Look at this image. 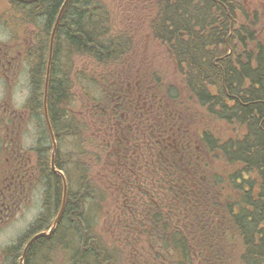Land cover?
Listing matches in <instances>:
<instances>
[{
	"label": "trees",
	"instance_id": "obj_1",
	"mask_svg": "<svg viewBox=\"0 0 264 264\" xmlns=\"http://www.w3.org/2000/svg\"><path fill=\"white\" fill-rule=\"evenodd\" d=\"M64 2L0 8L36 31L24 60L43 117V210L9 264L62 204L44 108L65 205L24 264H264V0H69L44 88Z\"/></svg>",
	"mask_w": 264,
	"mask_h": 264
},
{
	"label": "flooded vegetation",
	"instance_id": "obj_2",
	"mask_svg": "<svg viewBox=\"0 0 264 264\" xmlns=\"http://www.w3.org/2000/svg\"><path fill=\"white\" fill-rule=\"evenodd\" d=\"M21 50L10 44H0V86L3 90L0 100V130H3L0 135V230L17 224L14 219L19 214L22 216L28 208V197L39 187L43 191L38 182L39 169L30 153L35 146L30 145L25 149V143L22 142L26 133L23 125H31L37 130L36 145L41 137L40 130H43V117L28 107L29 82L27 97L18 112L10 107L13 105L12 83L19 82L23 72L24 56ZM3 251L0 250V264H9L11 254Z\"/></svg>",
	"mask_w": 264,
	"mask_h": 264
},
{
	"label": "rangeland",
	"instance_id": "obj_3",
	"mask_svg": "<svg viewBox=\"0 0 264 264\" xmlns=\"http://www.w3.org/2000/svg\"><path fill=\"white\" fill-rule=\"evenodd\" d=\"M3 7L4 9L6 6H2V3L0 2V8ZM133 25L134 28V35H135V41L140 45L141 53L147 52L149 54L156 53V47L152 45H147V37H145L143 31L137 26L136 21H125V25ZM12 25V24H11ZM14 27V25H12ZM16 30V29H15ZM15 30H11L9 28L4 27L3 25H0V44H5L10 42L13 38H15L13 46H23L22 44H29L30 41L33 40L34 35L36 34V31H31L28 25H23L21 29L17 28V34ZM23 42V43H22ZM22 43V44H21ZM137 53H140V52ZM28 94V77L27 72L21 73V76L19 78V82L12 83V90H11V99L13 102V105L10 107L12 110H15L18 112V108H21L22 103L25 101ZM6 95V93H5ZM3 98V90L0 86V100ZM23 130H26V133L24 134V139L22 140L23 143H25L24 147L25 149L28 148L30 145L36 144V136H37V130H34V127L28 124H25L22 126ZM3 130H0V135L2 134ZM5 135V134H3ZM46 142L50 144L51 142L47 139ZM1 144V143H0ZM45 145V144H44ZM4 148L3 144L1 146ZM47 146L45 145V148ZM57 148V145H56ZM51 150L47 152V156L49 160L51 159ZM32 158L35 159V156L32 154ZM36 186V181H35ZM28 208L21 216L20 214L17 215V217L14 219V222H17V224L13 225L10 228H7L5 230H0V250L3 248L11 245L14 243L15 240H17L18 237L25 234L28 230L29 226L36 220L38 215L42 212V191L41 188H38V191H35L32 193L31 196L28 197Z\"/></svg>",
	"mask_w": 264,
	"mask_h": 264
},
{
	"label": "water",
	"instance_id": "obj_4",
	"mask_svg": "<svg viewBox=\"0 0 264 264\" xmlns=\"http://www.w3.org/2000/svg\"><path fill=\"white\" fill-rule=\"evenodd\" d=\"M24 1H26V2H30L31 0H24ZM67 1H68V0L65 1L64 5H63V7H62V9L60 10V13H59V15H58V18H57V21H56V24H55V27H54V30H55V28H56V25L58 24V21H59V19H60V17H61V14H62V11H63L64 7L66 6ZM53 33H54V32H53ZM51 50H52V39H51V43H50V55H51ZM51 137H52V135H51ZM54 150H55V147H54ZM54 150H53V152H54ZM51 166H52V168H53V165H52V164H51ZM64 198H65V185H64V192H63L62 208H61V210H60V212H59V214H58V216H57V218H56V220H55V222H54L52 228L50 229V231H49L48 233H45V232L39 233V234H37L36 236H34V237L29 241V243H28V244L25 246V248H24V251H23L22 257L20 258L19 264H22V263H23V260H24V258H25V255H26V253H27V250H28L30 244H31L34 240H36L37 238H40V237L47 236L48 234H50V233L53 232V230L55 229V226H56V224H57L59 218L61 217L62 211H63V207H64Z\"/></svg>",
	"mask_w": 264,
	"mask_h": 264
},
{
	"label": "bare ground",
	"instance_id": "obj_5",
	"mask_svg": "<svg viewBox=\"0 0 264 264\" xmlns=\"http://www.w3.org/2000/svg\"><path fill=\"white\" fill-rule=\"evenodd\" d=\"M66 1V0H65ZM65 3V2H64ZM64 5V4H63ZM63 5H62V7H63ZM62 7H61V9H62ZM65 8V7H64ZM60 9V10H61ZM64 10V9H63ZM63 12V11H62ZM59 13H60V11H59ZM59 13H58V15H59ZM62 15V14H61ZM57 18H58V16H57ZM56 21H57V19H56ZM59 22V21H58ZM55 24H56V22H55ZM55 24H54V27H55ZM54 27H53V29H52V32H51V37H50V43H51V39H52V45H53V39H54V34H55V31H56V28H55V30H54ZM56 27H57V25H56ZM54 32V33H53ZM50 46V45H49ZM48 83V71H46V76H45V82H44V88H45V86H46V84ZM43 114H45V111H44V113ZM39 117H41V115H39Z\"/></svg>",
	"mask_w": 264,
	"mask_h": 264
}]
</instances>
